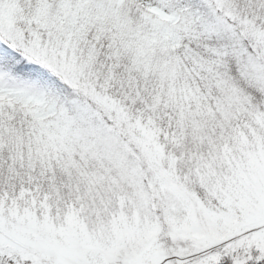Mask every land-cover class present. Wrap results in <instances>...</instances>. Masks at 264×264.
I'll list each match as a JSON object with an SVG mask.
<instances>
[{
  "label": "snow or ice",
  "instance_id": "6c2138e0",
  "mask_svg": "<svg viewBox=\"0 0 264 264\" xmlns=\"http://www.w3.org/2000/svg\"><path fill=\"white\" fill-rule=\"evenodd\" d=\"M0 264H264V0H0Z\"/></svg>",
  "mask_w": 264,
  "mask_h": 264
}]
</instances>
